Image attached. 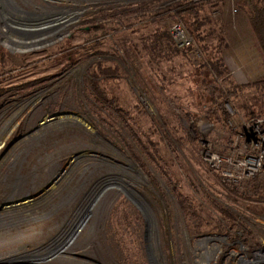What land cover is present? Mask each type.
I'll list each match as a JSON object with an SVG mask.
<instances>
[{
	"label": "rangeland",
	"instance_id": "1",
	"mask_svg": "<svg viewBox=\"0 0 264 264\" xmlns=\"http://www.w3.org/2000/svg\"><path fill=\"white\" fill-rule=\"evenodd\" d=\"M187 1L0 0V264H264V0Z\"/></svg>",
	"mask_w": 264,
	"mask_h": 264
},
{
	"label": "built area",
	"instance_id": "2",
	"mask_svg": "<svg viewBox=\"0 0 264 264\" xmlns=\"http://www.w3.org/2000/svg\"><path fill=\"white\" fill-rule=\"evenodd\" d=\"M169 36L173 42V44L183 50L191 49L195 50L196 53L200 54L196 39L194 35L185 27L183 22L181 20H177L173 23V25L169 29ZM260 121H257L252 126L248 128L249 133H251V130L255 128V132L260 133L262 136H264L263 130L259 126ZM254 136V135H253ZM260 147H262V151L260 152V155L254 158H244L242 162L239 163L238 168L240 171H242L241 177L239 179H242L244 177H254L257 174H259L262 170V163H263V155H264V144L260 142ZM262 154V155H261ZM206 162L216 168H222L223 167V159L215 155L213 153H206ZM235 171L227 168L226 171L223 172V177L226 179H233V181H237L235 179ZM244 259H246L247 256H243Z\"/></svg>",
	"mask_w": 264,
	"mask_h": 264
},
{
	"label": "trees",
	"instance_id": "3",
	"mask_svg": "<svg viewBox=\"0 0 264 264\" xmlns=\"http://www.w3.org/2000/svg\"><path fill=\"white\" fill-rule=\"evenodd\" d=\"M198 2L195 1V0H189L187 1L185 4L181 3L180 5H178L179 7V15H182L183 16H187V15H191V14H194L196 16H199L198 15ZM251 18H250V23H251V26H252V29H253V32L255 34V37H257V39L259 40V43L262 47V50L264 51V5L263 6H256L255 9H253V11L251 12ZM183 19V18H182ZM203 23H206V22H203ZM194 26V30L191 31V33L194 35L195 39H196V42L197 44L199 45V43H205V39L204 37L200 36L199 35H195L194 32H197L199 30V28L202 26V24H195L193 25ZM170 37V36H169ZM171 40V38H170ZM171 45L175 47V45L173 44L172 40H171ZM200 48H202V53L204 54V56L207 57L206 53H205V50L203 48V46H200ZM207 49V48H205ZM191 49H187L185 50L184 52H189ZM207 51V50H206ZM220 62V61H219ZM219 62H217L219 64ZM207 64L203 65L206 67ZM208 65L212 66L213 68H215V65H212V62L209 61L208 59ZM105 69H102V71H104ZM107 71H111V70H108L106 69ZM217 79L221 78L222 77V73H221V70L218 69L217 70ZM215 78V80H217ZM217 82V81H216ZM256 192V191H254Z\"/></svg>",
	"mask_w": 264,
	"mask_h": 264
},
{
	"label": "bare ground",
	"instance_id": "4",
	"mask_svg": "<svg viewBox=\"0 0 264 264\" xmlns=\"http://www.w3.org/2000/svg\"><path fill=\"white\" fill-rule=\"evenodd\" d=\"M37 41H39V40H37ZM41 41V40H40ZM51 40H48V41H43V44L44 43H46V42H50ZM24 42V41H23ZM24 43H26V42H24ZM21 44H23V43H21ZM28 44V43H27ZM30 44V43H29ZM202 127H203V129L204 128H206V126L205 125H202ZM132 167V169L135 171V172H137L139 175H141V173L138 171V168L136 167V166H131ZM87 209V208H86ZM100 212L98 211V212H96L95 213V224L93 225V227L91 226V228H90V230L91 231H88L87 233H86V236H85V238H88V239H90V240H92V242L94 241V234L96 233V229L98 228V220H99V216H100ZM69 219H67V221H68ZM155 230V229H154ZM155 233H157V230H155L154 231ZM81 237V236H80ZM82 242H83V240H82ZM154 242V241H153ZM81 243V239L78 237V242H77V245H79ZM94 244V243H93ZM43 253V252H42ZM13 255H15V254H13ZM43 256H45L46 258H50V259H52V257H49V255H46V254H42ZM44 257V258H45ZM12 258V257H11ZM55 259V258H54ZM56 260L58 261V262H61V263H64V264H81L80 262H77L75 259H70V258H67V257H58V258H56ZM154 262H155V264H162V263H160L159 261H158V259L157 258H154Z\"/></svg>",
	"mask_w": 264,
	"mask_h": 264
}]
</instances>
